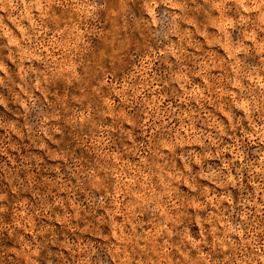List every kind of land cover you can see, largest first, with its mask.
<instances>
[{"label": "clouds", "instance_id": "9594fccd", "mask_svg": "<svg viewBox=\"0 0 264 264\" xmlns=\"http://www.w3.org/2000/svg\"><path fill=\"white\" fill-rule=\"evenodd\" d=\"M0 264H264V0H0Z\"/></svg>", "mask_w": 264, "mask_h": 264}]
</instances>
